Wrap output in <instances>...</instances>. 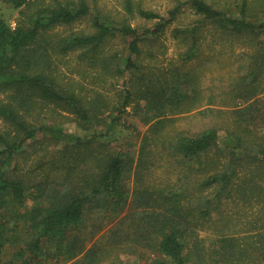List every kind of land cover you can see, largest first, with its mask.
<instances>
[{
  "label": "trees",
  "instance_id": "trees-1",
  "mask_svg": "<svg viewBox=\"0 0 264 264\" xmlns=\"http://www.w3.org/2000/svg\"><path fill=\"white\" fill-rule=\"evenodd\" d=\"M256 1L264 6V0ZM188 4L198 18L192 28L179 31L182 41L187 40L184 59L190 61L198 55L199 39L196 33L202 25L208 24L221 34L243 39L244 49L247 51L246 62L242 69L243 74L232 80L226 94L232 103L238 101L237 107L227 112L231 118L229 124L232 126L224 127L223 124L220 129L211 127L193 137H181L170 145L176 148L183 159L207 153L213 148H219V154L220 151L224 154L228 152L231 156L240 153L245 164L254 163L255 173L249 175V180L256 177L264 182V137H260L253 130L264 128V86H261L264 85V22L250 20V0H241L238 3V14L230 13L231 10L226 7L216 8L206 0H188ZM2 5L18 10V17L12 27L0 12V251L8 245L21 244V250L17 251L18 259H21L22 264H28L39 255L42 245L53 240L57 249H62L68 259H73L83 253L84 246H76L78 238L68 234L80 229L85 210L94 203L99 206L100 202H106L112 208L125 205L123 179L128 167L126 160L118 153L103 154L98 171L90 180L85 176L73 180L69 174L71 168L67 166L64 168L67 171L64 182L62 181L63 186L56 184L46 194L47 189L42 184L37 185V193L32 194L20 179H13L9 175L15 156L27 142L34 141L39 136L58 141H74L72 146L77 149L90 147L99 136L111 139L116 123L130 103L131 93L126 91L122 104L114 109L117 115L106 121L102 118L105 104L100 98L88 100L58 83V77L54 74L55 57L79 49L80 58H89L92 65L99 62L104 70L118 74H122L125 69L140 71L142 66L136 60L140 54V43L161 35L180 8L176 6L167 12V16H163L142 8L132 0H126L124 10L127 15H137L154 21L150 27L134 28L128 24L126 18L116 20L100 12L95 0H0V7ZM260 11L264 13V7L257 9L256 13ZM86 18L90 19L91 25L88 33L62 34L55 31L56 28ZM115 37H121L126 47L127 56L122 60V68L120 64L114 65L112 59L109 63L100 53L102 44ZM113 59L118 61L117 54L113 55ZM156 76L161 81L160 75ZM172 80H175V84L171 86V89H175L172 92L166 82H161L159 87L146 86L147 89L140 95L142 102L149 107L155 118L161 117L165 108L170 113H175L186 110L190 112L202 107L197 104L201 95L195 76L187 72V79H184L177 73L172 76ZM185 84L190 92L187 94V106L178 109L186 95L177 88ZM223 104L227 107L229 102ZM51 106L73 114L77 125L83 130H97L100 126L105 129V133L96 135L95 132L92 137L83 139L56 126L37 124L39 113L36 111ZM211 112L210 108H205L198 113ZM170 121L172 120L167 118L157 119L151 126L150 133H155L165 122ZM219 130H224L225 133L223 147H218ZM108 145L110 143L106 141L100 143L99 147L106 148ZM70 150L65 149L63 153L69 156ZM84 151L76 157L70 155L69 159L80 160L82 156L87 158L92 154L91 148H85ZM74 152L78 155L77 151ZM144 155L143 148L140 157ZM143 164L140 159L138 169ZM224 167L223 172L213 173L203 181V185L210 187L216 183L223 188V184L227 183L230 174L235 170L229 164ZM65 181L70 186L64 185ZM80 182L83 184L79 185ZM254 183L255 187L250 188L251 192L253 188L258 189L257 191L262 189L258 181ZM187 187L180 190L177 188L173 192L171 189V194L167 192L165 195L147 199L144 203L141 202L146 190L139 192L137 207L150 206V210L140 212L144 215L140 218L144 230L142 233L147 236L146 243L150 245L153 239L157 240L156 252L159 255L156 260L144 264H200L203 260L204 254L196 253L189 246L188 237L193 231L192 225L196 218L192 207L189 206L187 213L181 205L183 199L186 201L189 198ZM31 195L34 196L31 199L35 204L27 212H23L26 200ZM202 199L203 203L196 208L204 218L210 214L211 200ZM189 215L193 217L192 220L186 218ZM22 234L25 235V240ZM246 238L244 247H240L234 239L220 238L222 253L216 250L211 254L209 252L206 264H220L224 261L228 264L243 263L244 258L250 259L252 251H255L258 261L264 262V232ZM95 252L89 249L82 255V261L90 264ZM22 257L26 260H22Z\"/></svg>",
  "mask_w": 264,
  "mask_h": 264
},
{
  "label": "rangeland",
  "instance_id": "rangeland-1",
  "mask_svg": "<svg viewBox=\"0 0 264 264\" xmlns=\"http://www.w3.org/2000/svg\"><path fill=\"white\" fill-rule=\"evenodd\" d=\"M132 1L140 4L144 9L163 16H167V12L176 6L180 8L161 35L140 43V54L138 59L136 58L138 64L142 66L140 71L125 69L122 74H118L104 70L99 62L92 65L89 58H80L79 49L55 57L54 74L58 77V83L88 100L100 98L106 105L102 110V118L104 117L106 121L117 115L114 109L122 104L126 91L131 93L130 103L116 123L111 139L107 140L99 136L90 147L83 146L77 149L72 146L74 141H58L39 136L21 148L15 156L9 175L13 179H20L32 194L37 193L36 186L41 184L47 189V194L56 187V184L64 182L67 171L64 168L67 166L71 168L69 174L73 180H79L81 176L90 180L89 178L98 171V164L103 159V154L118 153L126 160L128 166L123 179L125 205L112 208L106 202H100L99 206L96 203L91 204L85 210L84 222L80 229L68 234H75L74 236L78 238L76 246L83 245L86 252L89 249L96 251L90 264H133L134 262L144 264L159 258L156 252L157 240L153 239L150 245L146 243L147 236L142 233L144 230L140 218L144 215L140 212L150 210V206L137 207L139 192L146 190L141 202L144 203L147 199L165 195L171 189L173 192L185 186H188L187 194L190 199L187 198L186 201L183 199L181 205L187 213L189 206L192 207V213L196 218L192 225L193 231L188 237L189 246L194 248L196 253L204 254L200 264H206L209 252L211 254L216 250L222 253L220 238L234 239L240 247H244L246 237L264 232V182L256 177L254 180H249V175L255 173V166L254 163L245 164L240 153L231 156L228 152L224 154L220 151L219 154V148H213L207 153L183 159L170 143H176L181 137H193L211 127L220 129L223 124L224 127L232 126L231 123L229 124L231 118L227 112L234 108L238 101L232 103L226 94L230 90L232 80L244 72L242 69L247 52L244 49L245 43L243 39L221 34L219 30L204 24L196 33L199 39V53L195 58L187 61L184 59L187 40L182 41L179 31L187 27L192 28L198 18L193 14L188 0ZM206 1L216 8L226 7L231 10L230 13L235 14H238V3L241 2V0ZM95 2L100 12L116 20L126 18L128 24L134 28L150 27L154 22L137 15L132 17L127 15L124 10L126 0H95ZM261 4L256 0H250L251 21L264 22V13L262 11L256 13L257 9L264 7ZM0 12L10 26L14 27L18 10L2 5ZM55 31L62 34L88 33L91 31L90 19L86 18L56 28ZM100 53L109 63L112 59L114 65L120 64V68L124 65L122 60L127 56L125 43L121 37L107 39L100 47ZM115 54L118 56V61L113 59ZM187 72L196 77L201 95L197 104L202 107L190 112L186 110L175 113H170L168 108H165L163 115L155 118L153 112L140 98L142 92L147 89L146 86L159 87L161 82H166L171 89L172 84H175L172 76L178 73L187 79ZM156 74L160 75L161 81H158ZM174 90L171 89V92ZM177 90L186 95L177 107L182 109L187 106V94L190 92L187 84L178 86ZM222 102H229V107H225ZM205 108H210L212 112L198 113ZM36 112L39 113L36 118L37 124L56 126L79 138L92 137L95 132L96 135L105 133V129L100 126L97 130H83L77 125L73 114L54 106L38 109ZM162 118L172 121L165 122L160 130L151 134V126L157 119ZM253 130L260 137H264V128ZM219 137L218 147H223L224 130H219ZM106 141L110 145L100 148L99 144ZM85 148L92 149L90 157L82 156L80 160L69 159L70 155L76 157L81 151L84 153ZM143 148L145 155L140 157ZM65 149H74L78 155L70 150L71 154L67 156L63 153ZM140 159L144 164L138 169ZM228 164L235 170L230 174L227 183L223 184L224 189L216 183L210 187L203 185V181L210 175L223 172L224 166ZM257 181L262 187L259 190L261 192L256 188L251 192L250 188L255 187L254 182ZM78 184L82 185L83 182ZM64 185L70 186L67 181ZM32 197L34 196L31 195L30 199L26 200L23 212H27L28 208L35 204ZM202 198L211 200L210 214L204 218L196 208L198 204L203 203ZM186 218L193 219L191 215ZM253 238L255 239V236ZM43 246L49 250L48 252L52 249L50 243H45ZM6 255L7 251L0 254L1 262ZM250 256V259L244 258L243 263L235 264H264L258 261L255 251H252ZM82 258V255L77 258L78 264H86L82 263ZM220 264L228 263L224 261Z\"/></svg>",
  "mask_w": 264,
  "mask_h": 264
},
{
  "label": "crops",
  "instance_id": "crops-1",
  "mask_svg": "<svg viewBox=\"0 0 264 264\" xmlns=\"http://www.w3.org/2000/svg\"><path fill=\"white\" fill-rule=\"evenodd\" d=\"M71 235H75V234H71ZM22 236H23V240H25L26 239L25 235L22 234ZM46 243L51 244V248H52L51 251L48 252L49 250H46L42 245L41 252L39 253V255L36 258L31 257L33 261H29L28 264H78L77 258L86 252L85 251L86 249H84L83 253L75 256L73 259H68L67 256H65L64 251L62 249L61 250L57 249V247L53 244V240L52 241L50 240ZM18 250H21V244H15L13 246L8 245L7 247H4L0 251V254L4 253V251H7V255L5 259L2 260V262L0 261V264H22L21 259H18L19 258V256L17 255ZM23 259L26 260L25 257H22V260Z\"/></svg>",
  "mask_w": 264,
  "mask_h": 264
}]
</instances>
